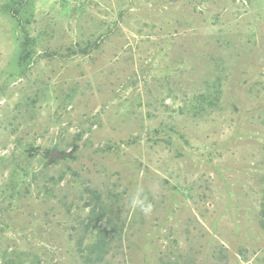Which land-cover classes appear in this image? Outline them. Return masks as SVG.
Segmentation results:
<instances>
[{
  "label": "rangeland",
  "instance_id": "1",
  "mask_svg": "<svg viewBox=\"0 0 264 264\" xmlns=\"http://www.w3.org/2000/svg\"><path fill=\"white\" fill-rule=\"evenodd\" d=\"M0 264H264V0H0Z\"/></svg>",
  "mask_w": 264,
  "mask_h": 264
},
{
  "label": "clouds",
  "instance_id": "2",
  "mask_svg": "<svg viewBox=\"0 0 264 264\" xmlns=\"http://www.w3.org/2000/svg\"><path fill=\"white\" fill-rule=\"evenodd\" d=\"M132 207L133 208L139 207L140 211L143 212L145 215H147L151 212V205L146 204L138 196L133 198Z\"/></svg>",
  "mask_w": 264,
  "mask_h": 264
},
{
  "label": "water",
  "instance_id": "3",
  "mask_svg": "<svg viewBox=\"0 0 264 264\" xmlns=\"http://www.w3.org/2000/svg\"><path fill=\"white\" fill-rule=\"evenodd\" d=\"M64 156H65V154L58 153V152H56V151H52V152L50 153V158H62V157H64Z\"/></svg>",
  "mask_w": 264,
  "mask_h": 264
}]
</instances>
